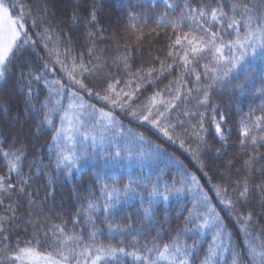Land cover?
<instances>
[{"label": "snow or ice", "instance_id": "1", "mask_svg": "<svg viewBox=\"0 0 264 264\" xmlns=\"http://www.w3.org/2000/svg\"><path fill=\"white\" fill-rule=\"evenodd\" d=\"M50 4L0 0V82L19 73L26 112L39 119L37 129H52L46 147L56 172L72 176L89 165L115 170L127 162L129 168L149 172L153 166L163 171V164L174 175L164 179L153 173V181L141 171L122 186L113 177L64 219L59 211L55 216L43 212L27 192L35 177L47 173L24 172L26 145L12 141L5 150L0 143L5 162L0 264H193L200 241L209 234L201 264H221L225 255L231 264H264V105L246 114L237 108L235 120L231 105L215 100L228 92L234 100L255 88L248 66L264 63V0H159L160 8L150 17L154 27L145 31V15L131 12L129 20L143 24L126 25L119 39L112 37V45L105 43L107 30L98 15L103 0H92L87 10L74 5L67 23L54 18ZM81 28L84 42L77 44L74 30ZM157 38L165 43L154 48ZM41 49L45 55L39 58L47 62L38 70L32 57ZM41 82L47 92L43 101L33 86ZM254 94L264 98V84ZM139 126L178 145L194 165L169 153ZM230 149L236 154L214 178L215 160ZM137 197L138 215L117 220L121 207ZM185 201L190 207L184 209L183 224L163 242L167 217L157 223L159 205ZM225 212L242 246L234 242ZM21 230L28 238L21 239Z\"/></svg>", "mask_w": 264, "mask_h": 264}, {"label": "trees", "instance_id": "2", "mask_svg": "<svg viewBox=\"0 0 264 264\" xmlns=\"http://www.w3.org/2000/svg\"><path fill=\"white\" fill-rule=\"evenodd\" d=\"M91 2L92 0H83V2H81V0H51L50 7H54L57 14L56 17H54L55 19L65 18L66 20L74 5L79 4L81 10H87L91 6ZM159 8V0H103V7L100 9L98 15L101 23L107 30L105 43L112 45V37L114 36L116 39H119L120 35L123 34V29L129 23L143 24V20L139 19L136 21H130L129 13L131 12H135L138 17L141 14L145 15V19L148 20V23L145 25V31L154 27L155 25L150 17H153ZM83 32L84 30L82 28L74 30V35L80 37L77 44L84 42ZM152 43L154 48H159L165 43V41L157 38ZM77 50L80 51L82 49L77 48ZM162 54L163 53H161V55ZM43 55H45V53L41 49L38 51V54L32 57L33 67L38 70H42L43 64L47 62L46 60H41L39 58ZM56 67L57 69L59 68L58 65ZM248 67L249 71H253L255 74V88H251L246 95L238 96L234 100L229 99V96L231 95L230 92L224 93L223 95H217L215 97L216 102L221 103L222 105H231L229 115L230 118L235 117V120L239 119V116L237 115V108L241 110L242 114H246L250 108L258 110L261 105H264V98L254 94L256 89H258L261 84H264V63L257 60ZM48 76L49 78H52L51 73H48ZM18 77L19 73L17 72L6 82H0V143H3L5 150L8 148L9 144L12 143V141H16L17 146L25 144L26 150L23 160L24 172L29 173L31 171V173L34 174L37 169H40L43 173H47V175L35 177L31 187L27 189V192L34 194V197L37 199V204L41 206V210L43 212L50 213L55 216L59 211L60 215L64 219H68L81 200L89 198V193L98 194L101 183L105 182L111 184L113 177L115 178L118 186H122L128 182L130 177L140 176L141 171H143V175L145 176L151 175L153 181L156 178V175H153V173L161 175L164 179H168L174 175V170L166 168L163 164L160 165V169L163 171H158L157 168L153 166L151 172H149L147 167L143 170H141L138 166L129 168L127 166V162H125L123 167L115 170H98L96 167L89 165L81 168L72 176L59 175L56 172L55 158L51 153H49L46 147L51 135L53 134L52 129L47 125L37 129L36 126L39 124V119L36 118L35 115L26 112L25 90L21 89L18 85ZM33 86L35 92L39 95V99L43 101L45 95L47 94L46 89L43 87V83L41 82L39 86L36 84ZM161 87H163V85H161ZM225 110L228 111L229 109L226 107ZM2 112L3 115L6 112L7 114L3 116L1 114ZM12 119H14L13 121L15 123L19 124V127L15 129L17 130L16 133L8 131ZM6 122H9L10 124ZM125 124L134 129L137 128V124L135 122L129 125L128 121L125 120ZM139 130L145 131V135H147L155 143L161 144L169 153L175 152L178 156L185 160L186 164L194 165L192 158L187 156L186 153H182V150L179 149L178 145H172L162 137L157 138L154 131L149 129L147 126H139ZM235 135V132H233V139H235ZM262 151H264V149H262ZM235 154V150L230 149L226 156L215 160L214 170L211 173L214 178L219 176V171L217 169H222L226 160ZM33 162H35V166H33L30 170L29 166L33 165ZM4 169L5 162L2 158H0V172ZM49 177L52 179L51 186L48 184ZM204 182L206 183V181ZM208 187L210 188L211 186L208 185ZM48 192H51L52 195L45 199ZM209 195L212 196L214 194L209 192ZM21 199L23 200V196ZM27 207L28 206L25 203L22 211L27 210ZM186 207H190V204L186 201L182 203H161L159 205L156 213L157 223L167 217V221L163 225V229L161 231L163 242H167L175 234L177 228L183 224V216L186 215L184 209ZM61 209L62 211H60ZM139 211L140 199L137 197L132 202L124 204L121 207L117 220L128 216L136 217ZM222 215L225 216V223L227 224L228 230L233 233L234 242L242 246L243 238L238 233V228L234 221L231 217L227 216L226 212L222 213ZM69 227H71V224H69ZM12 235V243L14 244L16 233H12ZM26 238H28V234H23L21 230V239L23 240ZM41 239L43 240L42 236ZM118 239L119 237H116L112 239L111 242L115 244L118 242ZM210 239L211 234L207 235L200 241V249L197 255L193 257V264H201ZM102 242L108 241L102 237ZM188 242L191 243V240ZM37 250L43 252L45 251V248L43 246H39ZM225 260H227V264H231V257L226 255L222 257L221 264H224Z\"/></svg>", "mask_w": 264, "mask_h": 264}, {"label": "rangeland", "instance_id": "3", "mask_svg": "<svg viewBox=\"0 0 264 264\" xmlns=\"http://www.w3.org/2000/svg\"><path fill=\"white\" fill-rule=\"evenodd\" d=\"M65 103H66V101H65ZM2 115H3V112L1 113ZM7 114V112L4 114V115H6ZM3 115V116H4ZM10 117V116H9ZM14 119H12V121L9 123V122H6V123H8V124H10L9 125V129H8V131H12V133H16V131L17 130H15V129H17L18 127H19V124L18 123H15L14 121H13ZM4 125V124H3Z\"/></svg>", "mask_w": 264, "mask_h": 264}]
</instances>
